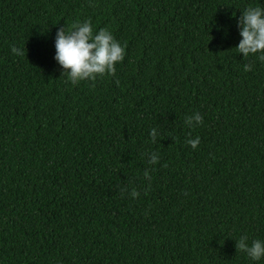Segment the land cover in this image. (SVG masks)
I'll list each match as a JSON object with an SVG mask.
<instances>
[{"label": "trees", "instance_id": "16d2710c", "mask_svg": "<svg viewBox=\"0 0 264 264\" xmlns=\"http://www.w3.org/2000/svg\"><path fill=\"white\" fill-rule=\"evenodd\" d=\"M249 6L0 0V264H264L236 249L264 241V62L235 49ZM88 20L125 57L73 85L56 33Z\"/></svg>", "mask_w": 264, "mask_h": 264}, {"label": "clouds", "instance_id": "9594fccd", "mask_svg": "<svg viewBox=\"0 0 264 264\" xmlns=\"http://www.w3.org/2000/svg\"><path fill=\"white\" fill-rule=\"evenodd\" d=\"M238 27L242 39L235 49L244 58L258 55L259 60L264 62V6H249L242 12ZM11 51L14 55L27 56V50L18 48L15 44ZM124 57L125 49L113 34L106 28L94 34L90 20L77 23L69 30L61 28L56 33L55 60L64 69L62 76L67 75L73 85L87 80L95 82L98 77L103 78L105 75L115 76V65L122 62ZM244 70L251 71L252 65L246 64ZM116 83L119 84V80ZM193 119L194 124L203 123V117L198 112L194 113ZM193 119H189L187 123L193 126ZM150 134L153 137L156 135L154 130ZM187 143L196 149L200 138L189 139ZM157 162V158L153 157L151 163ZM138 195L133 191V198ZM236 249L246 253L253 261L264 258V241L255 239L249 244L247 235L236 242Z\"/></svg>", "mask_w": 264, "mask_h": 264}]
</instances>
